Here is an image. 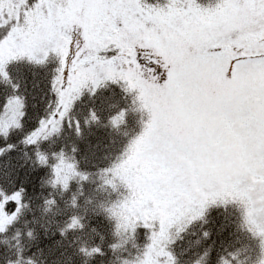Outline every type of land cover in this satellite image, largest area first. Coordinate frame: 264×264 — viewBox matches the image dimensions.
<instances>
[{"label":"snow or ice","instance_id":"1","mask_svg":"<svg viewBox=\"0 0 264 264\" xmlns=\"http://www.w3.org/2000/svg\"><path fill=\"white\" fill-rule=\"evenodd\" d=\"M21 63L54 65L51 99L30 131L10 71ZM0 85L11 89L0 104V158L23 133L24 157L49 169L41 187L50 189L40 217L29 220L26 189L0 178L5 264H42L24 243L38 239V228L74 237L81 264L105 257L106 236L90 215L110 225L109 264H210L212 247L185 261L188 249L177 253V242L212 210L230 207L257 245L251 264H264V0H0ZM111 85L131 103L110 105L119 110L106 125L95 108L81 119L82 98ZM131 113L141 116L135 134ZM93 125L125 139L96 171L82 167L89 155L78 159L76 142ZM68 131L75 139L57 147ZM88 184L106 199L87 195ZM247 251L225 248L216 264H249Z\"/></svg>","mask_w":264,"mask_h":264},{"label":"trees","instance_id":"2","mask_svg":"<svg viewBox=\"0 0 264 264\" xmlns=\"http://www.w3.org/2000/svg\"><path fill=\"white\" fill-rule=\"evenodd\" d=\"M53 67L54 65H49L47 69H44L21 63L14 64L10 68L15 81L20 84V90L27 99L25 131H30L38 126L39 118L45 114L46 105L51 99L50 79ZM10 91L11 89L0 85V104L6 102V96ZM125 97L126 93L119 85H111L95 97L86 94L82 98V103L77 104V111L82 119L90 109L95 108L99 110L103 124L106 125L108 118L119 110L110 107V105L118 104L119 107H125L131 103V98L125 99ZM140 118L139 113L129 115L127 129L130 133L135 134L141 130ZM22 136L23 133L14 134L10 142L16 143L18 145L17 149L0 158V178L7 176L6 183L8 186H22L26 189L27 195L30 197L28 202L31 208V211L27 214V219L31 220L33 213L36 217H40L43 198L50 191L47 187H41V182L49 174V169L39 166L34 167L31 161L25 159L24 152L26 149L19 144ZM113 137L116 138L117 145L105 148V145L111 144ZM69 139H75L70 131L66 132L64 139L57 143V147L68 142ZM76 142L80 150L78 159L89 155V162L82 164V167L90 171H96L94 165L98 164L100 167H104L108 164L107 160L101 159L105 152L116 151L119 145L125 142V139L113 133L110 127L93 125L90 129L86 127L85 138ZM97 145H99V148L96 147ZM45 147H47V144H45ZM27 151L31 155V150ZM91 152H95V156H92ZM94 187L95 185L92 184L86 185L87 195L95 197L97 201L106 199L104 195L93 192ZM60 203L63 207V201H60ZM81 203H83V200H81ZM57 219H60V217H57ZM207 219L206 224H203L202 227L201 223L196 224L188 234L184 235L182 241L177 242V253L188 249L182 259L185 261L194 260L197 253L202 254L205 248L212 247L210 264H216L218 256L223 253L225 248L229 251L247 248L248 251L242 254L241 259L251 257L249 261V264H251L258 249L255 241L251 240L246 233L238 230L239 210L234 207H230L228 212H224L222 209H214L209 213ZM90 224L106 236V256L98 258L92 264H109L112 259L111 252L107 249V244L112 240L110 225L103 216L91 215ZM144 231L143 229L140 230V243L145 240ZM203 231L210 232V236L201 239ZM38 232L39 237L37 240L24 239V243L28 247V255L37 254L43 264H81V258L77 255V246L70 243L74 237L69 236L67 240H64L58 232L53 235L52 232H45L43 228H38ZM197 240H201L199 245L196 244ZM57 241H61V243H57ZM96 242L99 243V237H96ZM8 255H10L8 249L0 247V264H5V258Z\"/></svg>","mask_w":264,"mask_h":264},{"label":"clouds","instance_id":"3","mask_svg":"<svg viewBox=\"0 0 264 264\" xmlns=\"http://www.w3.org/2000/svg\"><path fill=\"white\" fill-rule=\"evenodd\" d=\"M42 264H43V262H42Z\"/></svg>","mask_w":264,"mask_h":264}]
</instances>
